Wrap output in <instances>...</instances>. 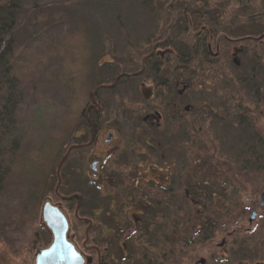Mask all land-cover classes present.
<instances>
[{
  "label": "rangeland",
  "instance_id": "rangeland-1",
  "mask_svg": "<svg viewBox=\"0 0 264 264\" xmlns=\"http://www.w3.org/2000/svg\"><path fill=\"white\" fill-rule=\"evenodd\" d=\"M258 1V3H255V0H234L231 6H227L225 0H174L169 3L168 0H152L154 8L148 9L147 6L145 8L140 7V3L138 4L136 0H77L74 2H67V0H24L23 13L19 20L21 25L15 33L16 47L17 51L20 52L33 37H36L44 29L43 24L32 29L26 26L22 27V23L25 21L24 16H27L26 11L34 4L45 3L47 8L44 12L49 15L51 21H54V18L57 17L74 29L82 27L88 29L94 41L93 56L96 64L104 65L109 62L114 63L118 68L116 70L118 72H114V74L112 71V73H106L107 77L109 76L108 79H111L112 76L117 77L122 73L131 74L141 69L143 58L154 52L155 45H157L156 50L160 44L159 42L155 43L154 46H150L148 36L150 34L155 35L153 39L163 37L165 29L168 27L164 10L169 6H173V2L177 6L188 8L191 11L204 10L210 12L221 24L219 33L221 37H229L228 31L231 32L232 36H236V39L245 35H247L245 36L247 38L254 34L253 36L257 37L256 42H260L259 40L264 37V35H259L264 32V23L260 20L252 21L248 13L253 4L257 11L256 18L260 17V14L264 12V0ZM261 6H263L262 12ZM114 12L116 15L120 14L119 17L114 16ZM241 14L244 15L243 19L239 18ZM239 41L241 40L236 41V43L234 41V44L232 43L227 47L225 55L220 58L221 60L218 63L214 65L200 64L205 72V79L197 77L193 78L191 83L185 82L186 79L180 82L177 87L180 95L169 104L170 107H177V109L165 110L163 108L161 110L153 108L155 107V101H152L151 98L153 88L150 80L147 82L142 79L137 80L134 76H129V79H127L129 81L120 82L119 80L115 86V94L119 95L118 97L120 95L123 97L120 103L126 106L125 110L130 116L127 128H123L117 122L114 111L116 103L112 100V91H109L108 88L101 89L97 101L101 108L107 106L108 120L102 123L97 144L72 157L70 165H74L75 172L71 175V181L76 182L71 183L70 186L62 187L59 193L56 187L60 186L62 180L59 184L57 168L62 157L72 145V140L68 142L66 138L63 149L58 150L60 157L55 162L54 172H51L48 178L49 182L55 186V193L51 192V194L46 195L42 202V208L45 202L50 201L66 215L70 223L68 239L79 252L83 242H80V238L83 236L82 226L75 217L76 205L66 201L63 196H66L72 189L83 190L82 188H85L84 182L93 180L96 177L91 168L95 159H105L104 164L108 165L113 161V159H110L109 162L108 157L116 155L118 160L126 161L131 151L126 139L130 138L131 135L139 134L138 136H143V134L150 132V134H145L148 138L157 136L165 144L153 141L154 138L151 140L153 141L151 142L153 147L146 148L141 142L132 143L134 156H137L136 160L142 162L144 158L143 161L146 162L140 165L156 167L155 172L151 170L148 174H142L148 180L145 183L152 180L157 182H163L164 180L169 189V183L172 186L177 182L179 183L175 190L176 195L180 196L177 197L179 203L177 205H180L181 209L175 210L177 200L172 199L171 206H168L169 211L167 212L165 224L166 255L162 264H195L200 257L208 256L210 258L212 253H216V255L219 253L218 256L222 255L221 249L217 248L216 244L212 252L213 245L211 242L197 243L187 247L193 237L194 230L199 227L197 225L201 224L208 214H212L219 227V231L215 234V242L221 241L224 235L221 231L224 227H231L235 224V214L237 215L245 209L246 197L257 192L256 188L264 182V169L245 167V162L249 157L253 158V150L250 147L254 148L255 141H249V147H247V142L245 143L244 139L243 148L235 146L234 143L230 142V139L239 143L240 138L243 137V132L241 134H230L228 132L227 137L224 138L221 128L217 127L214 121L203 120V117L208 115L212 116L213 119L214 117L217 118V120L223 117L226 126L229 128L243 127L248 129L249 127L243 126L244 123H239L242 119V122L246 121L247 124H250L252 135L255 134L256 138L263 136L264 139V84L259 78L262 76L261 65L263 61L258 62L255 58V51L251 48V42L241 44ZM158 52L160 54L164 53L162 48H158ZM192 65L196 70L197 64L195 61ZM256 66L259 79L257 81L248 80L247 77L255 76ZM95 73L97 81L104 71L96 67ZM237 78H240V80ZM257 92L260 93L257 94ZM156 104H158L157 101ZM25 107L22 110L23 114L28 111L29 103H25ZM210 108H213V111ZM156 110L162 114L163 120L160 122H156L160 119V117L156 118L154 116ZM93 112H97V109L92 111L91 114H94ZM146 115L151 116L153 122L159 123L161 126L159 131L153 127L149 128L146 124L148 117L144 119ZM74 117L75 115H73ZM166 117L169 122L165 120ZM171 118L176 119L171 121ZM214 120L216 121V119ZM73 123L68 126L72 127ZM64 124L58 128L55 127V129L49 124L47 128L49 132L47 131L48 135L45 137L44 144L63 140L62 130L66 126ZM233 124L239 126L235 125L236 127H233ZM224 131L227 132L226 129ZM111 132L114 133V142L107 144L105 140ZM91 134V129L84 128L78 131L75 137L84 135L86 138L83 137L82 139L89 142ZM118 139L123 140V143L117 148L115 142H119ZM223 139L226 140L223 141ZM175 140L177 142L180 140L181 153L179 155L177 148L173 147L172 144ZM137 144L139 145L137 146ZM259 144H257V155L264 158V150ZM127 163L130 162L127 161ZM260 163L259 161L258 164ZM70 165L68 164L63 170L61 169V175L65 178L68 177L67 172L71 169ZM180 165L181 170L179 172H176V169L172 171L169 169V167H180ZM127 175L128 177L124 174L114 173L99 179V182H101L100 195L103 196V193L110 189L111 192L108 198L114 197L115 202L112 209L115 212L117 211L118 218L122 217L123 197L131 192L134 185L132 180L134 175ZM121 181H124L123 185L119 184ZM207 182L209 186L205 184ZM228 182L236 183L238 189H228L229 191H227L224 185ZM140 186V189L148 190L147 186L144 185L143 187L141 179ZM155 189H152L151 186L150 192H154ZM175 190H172V192ZM170 195L171 193L168 192L167 201L170 200ZM206 201H209L211 205L209 210L205 206ZM0 214L3 218H7L9 211L7 208H3L0 209ZM42 223L41 235L37 238L36 243H34L32 226L24 227L10 235L9 244L2 246L3 250L9 247L17 249L15 253L21 250L19 256H22L23 260L28 261L29 264H35L36 253L40 249L49 247L53 242L51 230L44 222ZM254 226H256V229L245 240L243 250L247 256L255 255L256 260H262L264 259V214L257 219ZM133 250L135 258L131 264H142L143 247L135 245ZM11 257L14 261L15 257ZM220 264H229V261L224 260Z\"/></svg>",
  "mask_w": 264,
  "mask_h": 264
},
{
  "label": "trees",
  "instance_id": "trees-1",
  "mask_svg": "<svg viewBox=\"0 0 264 264\" xmlns=\"http://www.w3.org/2000/svg\"><path fill=\"white\" fill-rule=\"evenodd\" d=\"M74 1L77 0H67V2ZM136 1L142 8L146 6L148 9L154 8L152 0ZM172 1L174 0H168V3ZM233 2L234 0H225L227 6H231ZM258 2L255 0V3ZM23 4L24 0H0V209L7 208L9 211L7 218H3L0 214V264H29L28 261L23 260L22 256H19L21 250L15 253L17 249L9 247L3 250L2 246L9 244L11 234L31 226L34 230V243L37 242L43 227L41 220L43 199L49 193H55V186L49 182L48 178L50 173L54 172L55 162L60 157L58 150L63 149L66 138L68 142L72 140V145L85 143L82 138H86V136L75 137V135L84 128L91 129L86 113L93 91L99 85L114 82L111 79L116 76L108 79L107 72L112 71L113 74L118 72L114 63L96 64L93 56L94 41L88 29L83 27L74 29L57 17L51 21L49 15L44 12L47 8L45 3H36L26 11L27 16H24L25 21L22 23V27L33 29L43 24L44 29L36 37H33L23 50L18 52L15 33L21 25L19 20L23 13ZM262 7L261 12L264 10ZM255 8L252 4L250 12H248L250 19L252 21L260 20L264 23V12L256 18ZM164 12L168 27L161 39H153L155 35L151 34L148 36L150 46L159 42L160 44L147 58L145 70L137 78V80L142 79L146 82L151 81L153 88L151 98L152 101H155L153 108L170 109L171 101L180 95L177 89L180 82L186 79L185 82L191 83V80L197 77L205 79V72L200 64L214 65L218 63L220 58L225 55L227 47L238 40H241L239 41L241 44L251 42L255 58L258 62L263 61L262 76L257 75L256 66L255 76L251 75L247 79L257 81L261 78V82L264 84V41L256 42L257 37L253 36L254 34L247 38L245 35L236 39V36H232L230 31H228L230 38L219 36L221 24L208 11H191L188 8L177 6L173 2V6L165 8ZM243 14L239 16L240 19L244 18ZM119 15L114 12V16L119 17ZM259 35H264V32ZM158 48H162L164 53L160 54ZM81 58L83 59L80 60ZM194 61L197 64L196 70L192 65ZM96 67L104 71L97 81L95 79ZM197 74L200 75L196 76ZM128 77L123 76L120 82L129 81ZM237 79L240 80V78ZM108 89L112 91L111 97L116 103L114 111L117 122L123 128H127L130 116L125 110L126 106L120 103L123 97L121 95L118 97L119 95L115 94V87ZM101 91L97 95L98 99ZM259 93L257 92V94ZM156 101L158 104L160 103L159 106ZM25 103H29V109L23 114ZM210 110L213 111V108ZM91 113L90 110L89 116L94 129L100 130L102 123L108 120L107 106L103 107L100 113ZM73 115H75L74 118ZM154 116L162 118V114L158 110L155 111ZM147 117L148 115L144 116V119ZM203 118V120L214 121V124L221 128L224 138L227 137L228 132L230 134L243 132L239 143L229 138L235 146L243 148L242 144L245 139V143L247 142V147H249V141L254 140V148L250 147L253 150V158L249 157L245 166L264 169V158L257 155V144L260 143L264 150V139L263 136L256 138L255 134L252 135L250 124H247L246 121L242 122L241 119L239 123H244L243 126L249 127L248 129L237 128L236 126H239L237 124H235L236 126L233 124V127L236 128H229L223 117L218 120L214 117L218 122L209 115ZM174 119L176 118H171V121ZM165 120L169 122L167 117ZM63 123L66 125L62 130L63 140L44 144L49 124L55 129ZM71 123L73 125L69 127L68 125ZM148 126L158 129L157 131L161 129V126L156 122H152ZM225 129L227 132L224 131ZM148 133L150 134V132L145 134ZM145 134L143 136L131 135L130 138H127L126 142L131 148L130 156L126 161H120L114 156L108 157L109 162L110 159H113L108 163L109 167H117L118 170L126 168L131 164L127 163L130 159H134V162L138 163L137 156H134L132 143L139 141L147 144ZM151 137L159 144L164 142L157 136ZM152 138L149 139V143L153 142ZM30 140L31 142H29ZM225 140L223 139V141ZM172 144L173 147H176V142H172ZM134 147L136 148V146ZM86 150L88 148L76 149L71 156ZM259 161L260 164H258ZM92 188L93 190L80 191L72 189L67 193L69 195L77 192L81 196H83L82 193L85 194L83 196V200L85 199L84 209L81 207L80 213H94L97 208V203H95L97 190L95 187ZM201 241L203 238L200 234L197 242ZM11 256L15 257L14 261Z\"/></svg>",
  "mask_w": 264,
  "mask_h": 264
},
{
  "label": "flooded vegetation",
  "instance_id": "flooded-vegetation-1",
  "mask_svg": "<svg viewBox=\"0 0 264 264\" xmlns=\"http://www.w3.org/2000/svg\"><path fill=\"white\" fill-rule=\"evenodd\" d=\"M263 39L264 37H262V40L259 41L262 42L264 41ZM147 61L148 59L146 60L145 67ZM140 75L134 76V78H138ZM173 108L177 109V107H170L171 110H173ZM91 111H95V109L92 108ZM162 120L163 118H160L159 121L156 120V122H160ZM152 122L153 120L151 116L148 117L146 124L150 125ZM157 125H159V123H157ZM98 136L99 130H95L94 142L91 145L85 146L83 148L95 146L98 142ZM146 139L147 144H144V146L148 148L152 145L151 142L149 143L150 138L146 137ZM118 141L119 142H115V146L117 148L121 143H123V140L121 141L118 139ZM113 142L114 137L111 141L106 143L108 144ZM175 142L179 155L181 153V145L179 143L180 140L179 142L175 140ZM87 143L85 142L83 144ZM177 143L179 144L178 147ZM164 144L165 142H163V145ZM138 145L139 144H137V146ZM113 152L115 153V151ZM71 155L65 162L62 170L65 168V166L67 167L68 164H71L70 160L73 157ZM114 157L118 159V156L114 155ZM143 160L144 158L142 159V162H139L137 160L138 163H135L134 159H130L129 162L131 164L126 168L119 167L122 168L120 170H118L117 167H109V165H105V159H95L92 162L91 168L96 174V177L93 180L84 182L83 185L85 186V188L82 189L93 190L92 187L96 188L97 197L95 198V203H97V208L95 209L94 213H80L81 207L82 209H84V193H82L83 196H81V194L77 192L69 195L66 194V196H63L64 199L68 202H76L75 217L79 220L82 226L81 231L83 236L80 238V242H83L82 246L80 247V253L85 259L84 264H131V262L135 258V253L133 250L135 245L138 247H143L142 264H162L163 258L166 255L165 224L167 219V212L169 211L168 206H171L170 202H172V199L177 200V197H180L179 195H176L177 193L175 190V188L179 186V183L177 182L173 186L171 185V183H169L170 189L166 186L164 180L163 182L152 180L151 182L145 183V181L147 182L148 180L145 178V176H142V174H148L151 170L155 172L156 167L149 165H140L141 163H146ZM95 162H97V165L94 167L93 164ZM73 166V164L70 165L71 169L67 172L68 177L65 178L61 175L62 182L60 186L58 185V187H56V190L59 193L62 187L70 186L71 183H75L74 181H71V175H73V173L75 172ZM169 169L171 171L173 169H176V172H179L181 170V165L180 167H169ZM114 173L124 174L127 177V174L134 175L132 179L134 181V185L131 188V192L123 197L124 204L122 205L123 209L121 211V218H118L117 211L115 212V210L112 209L115 200L114 197L108 198V195L111 192L110 189H108L106 193H103V196L100 195L101 182H99V179L104 178L105 175ZM140 179L142 180L143 187L144 185L147 186L148 190L140 189ZM119 184L123 185L124 181H121ZM205 184L209 186L208 182ZM151 186L152 189L156 188L154 192H150ZM224 186L227 191H229L228 189H238L237 184L234 182H228ZM256 189L257 192L251 193L246 197V202L244 203L245 209L241 213H238L237 215L235 214V224L231 227H224V229L221 231L224 234L221 241L215 242V234L219 231V227L215 222L212 214H208V216H206L202 220V223L197 225V227H199L194 230L193 237L189 241V244H187V247H189V245L193 246L197 243L203 244L205 242H211V244L213 245L212 252L214 250L215 244L217 245V248L221 249L222 251L221 256H218L219 253H217V255L216 253H212L210 255V258H208V256L200 257L199 260L204 259L205 264H220V262L224 260H228L229 264H264V259L256 260L257 258L254 257L255 255L247 256L246 252H244L243 250L245 246V240L256 229V226H254L255 222L261 215L264 214V204H261V198L264 194V182ZM172 190L175 191L172 192ZM168 192L171 193L169 201H167L166 199ZM228 193L232 194L231 192ZM177 203L178 200L175 204V210L181 209V206L177 205ZM205 206L208 208V210L210 209L211 205L209 201H206ZM253 212H255V219L251 221L250 218ZM200 234L202 235L203 241L197 242L198 236ZM160 260H162L161 263ZM216 260L218 261L217 263ZM197 262L195 264H197Z\"/></svg>",
  "mask_w": 264,
  "mask_h": 264
},
{
  "label": "water",
  "instance_id": "water-1",
  "mask_svg": "<svg viewBox=\"0 0 264 264\" xmlns=\"http://www.w3.org/2000/svg\"><path fill=\"white\" fill-rule=\"evenodd\" d=\"M157 45L154 46L153 49L156 48ZM153 52H151L149 55L145 56L142 61V67L139 71L134 72L132 74L122 73L119 74L112 84H102L97 86L92 94L91 98V104L87 108V119L91 125V139L87 144H74L71 145L67 152L62 157L58 168H57V175L59 178V184L61 182V169L64 166L65 162L71 155V153L76 150L83 148L85 146L91 145L95 140V129L93 126L92 119L89 116V112L92 108L95 110L97 109V112H102V108L99 105L97 101V94L98 92L103 88H113L115 87L119 80L123 76H137L140 75L145 70V63L147 58L152 55ZM114 137L113 132H111L106 139V142H109ZM97 165V162L93 164L95 167ZM261 204H264V194L261 198ZM42 221L47 225V227L52 231L53 233V242L51 245L47 248L40 249L36 253L35 258V264H84L85 259L82 256V254L76 249L75 245L69 241L68 239V231H69V221L66 217V215L61 211V209L55 205H53L50 201L45 202L42 208V215H41ZM255 219V212L252 213L250 220L253 221ZM197 264H205V260L201 259L197 262Z\"/></svg>",
  "mask_w": 264,
  "mask_h": 264
}]
</instances>
